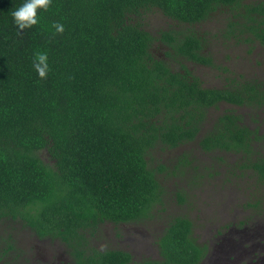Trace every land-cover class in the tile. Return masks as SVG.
I'll use <instances>...</instances> for the list:
<instances>
[{"label":"trees","instance_id":"1","mask_svg":"<svg viewBox=\"0 0 264 264\" xmlns=\"http://www.w3.org/2000/svg\"><path fill=\"white\" fill-rule=\"evenodd\" d=\"M23 2L0 0V223L62 240L74 264H201L207 247L194 241L187 216L173 217L158 237L161 260L135 262L94 238L107 222L143 221L163 205L166 165L154 166L152 152L203 131L204 150L241 154L264 186V147L254 146L264 135L240 114L212 123L208 115L222 103L263 106L262 83L209 88L186 64L213 65L194 27L228 9L236 14L222 34L257 42L264 53V0H52L37 25L19 31L12 12ZM153 10L174 27L158 36L145 28L138 17ZM157 41L168 59L153 52ZM36 52L48 55L46 78L33 67Z\"/></svg>","mask_w":264,"mask_h":264},{"label":"rangeland","instance_id":"2","mask_svg":"<svg viewBox=\"0 0 264 264\" xmlns=\"http://www.w3.org/2000/svg\"><path fill=\"white\" fill-rule=\"evenodd\" d=\"M250 1L260 0H246ZM234 13L229 9L213 12L207 21L194 27L204 36V52L212 55L213 65L186 64L209 88L253 79L264 87L262 47L237 35L227 38L222 34ZM138 18L157 36L161 30L174 27L160 11L143 13ZM167 51L160 41L154 43L157 56L168 59ZM168 61L175 69L180 68V61ZM226 112L240 114L244 124L258 128L264 135V105L238 107L222 103L209 110V122ZM203 136L204 131L177 148L161 145L152 152L154 166L166 165L160 174L164 204L154 208L146 220L101 225L94 238L98 248L129 251L135 262L161 260L158 237L173 217L187 216L194 223V241L207 247L201 264H264V186L252 169L243 167L241 154L204 150L199 145ZM254 146L260 152L264 144L255 142ZM40 154L46 159V152ZM7 243L13 248L9 249ZM0 264H74V258L60 239L40 238L19 223H0Z\"/></svg>","mask_w":264,"mask_h":264},{"label":"clouds","instance_id":"3","mask_svg":"<svg viewBox=\"0 0 264 264\" xmlns=\"http://www.w3.org/2000/svg\"><path fill=\"white\" fill-rule=\"evenodd\" d=\"M52 0H24V2L12 12L15 25L18 30L31 28L39 23L40 17L38 10H47ZM54 33H63L65 26L62 23L54 22L52 24ZM33 67L40 78H46L49 71V58L45 52H36L33 58Z\"/></svg>","mask_w":264,"mask_h":264}]
</instances>
